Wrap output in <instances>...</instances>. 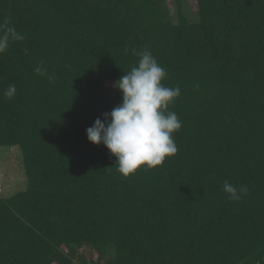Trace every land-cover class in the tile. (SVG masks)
<instances>
[{"label": "trees", "instance_id": "1", "mask_svg": "<svg viewBox=\"0 0 264 264\" xmlns=\"http://www.w3.org/2000/svg\"><path fill=\"white\" fill-rule=\"evenodd\" d=\"M190 1L0 0L27 35L0 56V147L28 183L0 197V264H264V0ZM133 49L180 88L182 127L174 157L125 179L86 130L122 103L106 83Z\"/></svg>", "mask_w": 264, "mask_h": 264}, {"label": "clouds", "instance_id": "2", "mask_svg": "<svg viewBox=\"0 0 264 264\" xmlns=\"http://www.w3.org/2000/svg\"><path fill=\"white\" fill-rule=\"evenodd\" d=\"M26 38L27 35L18 31L9 18L0 20V56ZM133 53L138 57L137 64L114 85L122 93V103L110 113H104L102 119L97 118L86 130L91 144L103 145L110 156L115 157L116 170L125 179L142 168H160L166 159L174 157L178 147L173 136L182 127L177 114L169 110L180 96V88L163 84L166 70L150 50L133 49ZM42 64L35 72L47 75ZM54 79V76H48L50 83ZM16 91L15 84H9L3 95L12 99ZM223 192L230 201L239 202L248 194V188L225 181Z\"/></svg>", "mask_w": 264, "mask_h": 264}, {"label": "rangeland", "instance_id": "3", "mask_svg": "<svg viewBox=\"0 0 264 264\" xmlns=\"http://www.w3.org/2000/svg\"><path fill=\"white\" fill-rule=\"evenodd\" d=\"M172 14L174 9L169 2ZM192 15L197 14L198 6L194 0L186 4ZM115 83L107 82L106 88L117 90ZM28 183L24 170L22 152L18 147H0V197L7 198L27 189ZM90 259H97V254L87 248L79 251Z\"/></svg>", "mask_w": 264, "mask_h": 264}]
</instances>
